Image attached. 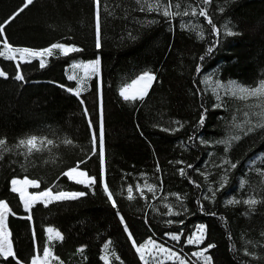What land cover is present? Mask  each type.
Here are the masks:
<instances>
[{"label":"trees","instance_id":"16d2710c","mask_svg":"<svg viewBox=\"0 0 264 264\" xmlns=\"http://www.w3.org/2000/svg\"><path fill=\"white\" fill-rule=\"evenodd\" d=\"M179 2L181 10L191 5L199 12L205 7L219 34L199 15L166 18L156 11H141L136 0H101V47L97 49L95 0H34L10 22L24 0H0L4 28L0 51L5 39L13 47L34 50L55 43L82 49L68 56L54 54L43 68L39 60L19 63L18 68L14 61L0 57L7 74L0 77V138L7 142L0 149V200L7 201L14 213L9 218L11 239L22 264H30L36 250L48 244L47 227L63 234L62 241L52 243L63 264H104L101 257L107 242H111L110 264H143L129 233L137 244L154 238L196 264L202 261L190 253L209 244L215 245L206 253L212 264H264V128L248 132L262 122L264 98L240 100V94L233 97L235 89L228 87L234 83L251 88L264 81V0ZM182 25H195V30ZM227 30L236 34L229 36ZM99 56L101 98L97 78L78 97L76 82L66 78V66ZM145 71L156 77L148 95L142 101L125 102L119 95L121 87ZM17 74L24 79L16 80ZM218 84L224 87L217 88ZM33 135L53 144L26 156L25 149L16 145ZM219 141H230L227 151ZM78 164L97 178L92 190L63 175ZM25 177L39 181L40 191L52 188L86 195L48 207L37 203L29 221L21 218L28 213L10 183ZM104 182L116 208L103 191ZM145 184L155 185V194ZM136 185L143 189V196ZM129 186L133 200L127 199ZM209 189L215 191L214 199L204 198L211 197ZM249 198L258 203L252 207L243 203ZM233 199L240 203L229 204ZM165 204L179 215H167ZM199 225L206 227L203 244L187 245L188 236ZM168 234L182 235L176 242ZM0 264L15 261L0 258ZM163 264L174 261L163 260Z\"/></svg>","mask_w":264,"mask_h":264},{"label":"snow or ice","instance_id":"6c2138e0","mask_svg":"<svg viewBox=\"0 0 264 264\" xmlns=\"http://www.w3.org/2000/svg\"><path fill=\"white\" fill-rule=\"evenodd\" d=\"M34 0H24L23 6L19 8L16 13L10 17L9 22L11 19H15V16L19 15L20 12H23L25 8H27L29 5L33 4ZM203 5H207L211 2V0H201ZM137 4L141 5V11H144L145 9L148 12L156 11L158 14H161L163 17L166 18H175L177 16H201L204 17L205 20L209 25H212V31L219 34V30L216 28V26L213 24L212 19L209 17L207 9L205 7H201L199 9V12H197V9L194 7H191L189 5L188 8H184L181 10V4L179 0H155V3L153 0H136ZM100 4L101 0H95L96 5V42L95 47L99 49L101 47V41H100ZM182 27H191L193 30H195V25L188 26V25H182ZM227 29V26H225ZM4 28L0 26V35H3ZM226 34L231 36L235 35L236 33H233L230 30L226 31ZM202 38V34H201ZM54 50H58L59 54L62 56H68L70 53L74 52H80L82 49L72 45H64L61 43H55L52 44L49 47H46L41 50H34L27 47H13L11 46L8 41L5 39L3 42V50L0 51V57H4L7 60L15 61L17 58L20 62L24 63H31L33 59L39 60V66L41 68L46 66L47 58L54 55ZM209 52L212 51L211 48L208 49ZM203 59V57H201ZM17 67L19 68V64H17ZM73 68H82L84 72V76L78 81L81 85L83 84L84 80L90 79L93 76H99L100 73V60L96 59L94 61H89L87 63H74L72 65ZM199 67L197 68V72H199ZM0 77L7 78V75L5 72L0 70ZM70 79H77L76 76H70ZM16 80H23L24 77L21 74H17L15 76ZM156 80V77L154 74L150 72H143L138 77L133 79L130 83L124 85L121 87L119 91V95L123 98L125 102H136L138 100H144V98L148 95L149 89L152 87L153 82ZM224 87L223 85H217V88ZM229 89H235L232 91L233 97L237 95V92L240 94L239 99L240 100H246L249 97H256V98H264V81H261L259 86H253L251 88L249 87H242L236 84H230ZM71 91V90H70ZM81 89H77L74 94L79 97ZM83 103V101H81ZM261 112L259 113L260 120L262 122H258L251 127L248 128V132L253 131L255 128H264V103H261ZM85 115H87V109L84 110ZM247 115V113L245 114ZM204 118L203 116L200 119V123L203 124ZM245 123L251 124L250 120H246ZM89 127H92L91 121H89ZM178 130V129H177ZM247 134V133H245ZM233 139H239V137H233ZM97 136L95 132H93L92 135V142H93V154H96L95 152V146H96ZM220 143H224L226 145L225 151L228 150L230 147V141H219ZM64 143L66 144H72L71 140H65ZM6 140L3 138H0V149H4L6 147ZM45 144L52 145L53 141L47 138H40L35 135L30 136L28 138L20 139L18 144L16 145L17 148H23L25 149V152L22 153L26 156L31 155L33 152H40L43 150V147ZM0 159H3V155L0 154ZM99 160L101 163V179L103 180V174H104V161H105V149H104V130H103V110L101 105V116H100V131H99ZM80 163H83L81 161ZM177 163H182V161H178ZM224 163L231 164L232 168H235L236 165L234 163H231L228 160H225ZM188 167H191V165H188ZM79 164L76 167H72L65 171L63 173L64 176H66L70 181H74L76 184L83 185L86 188H89L90 190L93 189V186L97 183V178L89 176L87 171L85 170H78ZM159 170V169H158ZM181 175H184V170H180ZM199 186V185H198ZM138 191H140L141 196H143V189L140 185L135 186ZM144 187L147 188L149 192H152L155 194L156 186L145 184ZM221 187H223V184H221ZM243 187V183L241 185ZM34 188L39 189L40 188V182L34 179H28L25 177L24 179H12L11 180V191L13 193H18L20 202L23 204L24 211L28 213L26 217H21L23 219H27L29 221L32 220L31 215V209L37 204H43L44 207H48L50 204L54 202H62V201H72L79 199L80 197L86 195L84 192L80 191H64L60 190L57 192H53L52 188H46L45 190L36 192V193H29L28 189ZM103 191L106 194L109 201L112 202L113 208H116V201L113 198V193L110 191L108 184L106 182L103 183ZM210 192H212L211 197H204L205 199H214L215 198V191L212 189H209ZM127 199L133 200L136 197L133 195V187L129 186L127 189ZM93 194L94 191H93ZM177 200H181V197L179 195L176 196ZM240 203L238 200H229L228 203ZM243 203L249 205L250 207L256 205L258 201L254 198H249L247 200H244ZM164 207L168 209L167 215H179L178 212H174L172 210V207L168 204H165ZM119 215V213H117ZM14 215L12 213L11 209L9 208V205L5 202L0 200V258H3V260L7 261L9 258H12V260L15 261V264H22V262L19 260V258L16 256V253L13 248V241L11 239L12 233L9 230L8 227V216ZM121 222L123 223V217H121ZM169 223H172V221H169ZM182 223V222H181ZM125 231L127 232V226L125 225ZM46 232L48 233V244L43 246L42 250L37 249V254L33 255L30 261V264H52V261H57L58 264H63V262L59 261V257L53 254V245L52 242L59 240H63L62 234L52 228L48 227L46 229ZM170 239L179 242L181 239L182 234H168ZM206 236V227L204 225H199L196 228V231L188 236L186 240L187 245H195L199 247V245L203 244L204 239ZM33 237L35 239V230L33 229ZM129 239H132L131 233H129ZM111 242H108L104 245L105 255L101 257V259L104 261V264H110L109 257H108V250L109 245ZM133 247L135 248V251L139 254V257L143 264H149V261L146 259L145 253L148 252L149 254H152V251L155 250L158 252L161 256L164 257V259L167 260H173L174 264H196L195 261L190 262L189 258L187 256H181L176 251L169 249L165 247L164 245H161L157 243L156 241L152 240L151 238L148 239L147 242L141 243L137 245V242L135 240H132ZM215 247L214 244H209L203 249H200L199 251H193L190 253L191 257H196L197 261H202V264H212V258L209 255H206V253L209 252L211 248ZM42 251V255L39 254ZM80 252H83V249H79ZM248 254L247 252L245 253ZM113 255H115L113 253ZM117 260L120 258L117 256ZM153 259L157 260V257L153 255ZM157 264H163V260H157Z\"/></svg>","mask_w":264,"mask_h":264},{"label":"rangeland","instance_id":"374dc122","mask_svg":"<svg viewBox=\"0 0 264 264\" xmlns=\"http://www.w3.org/2000/svg\"><path fill=\"white\" fill-rule=\"evenodd\" d=\"M61 44H64V43H61ZM64 45H68V46H72V44H64ZM75 46V45H74ZM77 47V46H76ZM57 53H59V51L58 50H54V54H57ZM49 58V57H48ZM47 58V59H48ZM96 59H99L100 60V73H99V76H93V77H91L90 79H86V80H84V82H83V84L81 85L78 81L84 76V72H83V69L82 68H79V69H77V68H73L72 67V65L74 64V63H87V62H89V61H94V60H96ZM96 59H93V60H87V61H73L72 63H70L68 66H66V70H65V75H66V78L68 79V80H70V81H75L76 82V84H77V88H79V89H81V90H85L86 88H89V85H90V81H91V79H93V78H97V82H98V90H99V96H100V98H101V94H102V87H103V83H102V76H101V59H100V56L99 57H97ZM33 60H38V59H33ZM32 60V61H33ZM15 62L16 63H18V62H20L19 61V59L17 58V60H15ZM48 64V60H47V63H46V65ZM0 70H2L3 72H5L3 69H2V67L0 66ZM6 73V72H5ZM7 75V74H6ZM70 76H76L77 77V79H70L69 77ZM154 83V82H153ZM150 90V89H149ZM104 149H105V145H104ZM104 175H105V167H106V163H105V161H104ZM78 170H83V169H80V168H78ZM13 179H24V178H13ZM28 179H30V178H28ZM11 183V182H10ZM40 191V189H34V188H29L28 189V192L29 193H36V192H39ZM53 192H56V191H53ZM18 194V193H17ZM19 196V195H18ZM2 201H5V200H2ZM6 203H7V201H5ZM8 204V203H7ZM9 205V204H8ZM9 208H10V206H9ZM10 216L11 215H9L8 216V227H9V230L11 231V227H10V225H9V218H10ZM48 228V227H47ZM46 228V229H47ZM52 228H54V227H52ZM54 229H56V228H54ZM56 230H58V229H56ZM61 234H62V232L60 231V230H58ZM46 235H47V237H48V233L46 232ZM62 236H63V234H62ZM152 240H154V241H156L157 243H159V244H161V245H164L165 247H167V248H169V249H172V248H170V247H168L166 244H164L163 242H160V241H158V240H156V239H154V238H151ZM132 240H134L133 238H132ZM56 241H59V240H56ZM56 241H53V242H56ZM148 241V240H147ZM146 241V242H147ZM52 242V243H53ZM108 243V242H107ZM137 245H139V244H137ZM172 250H174V249H172ZM174 251H176V250H174ZM177 252V251H176ZM177 253H179V252H177ZM53 254H54V252H53ZM41 255H42V253H41ZM55 255V254H54ZM105 255V250H104V253L102 254V256H104ZM153 255L154 256H156L157 257V260H167V259H164V257L163 256H161L158 252H156L155 250H153L152 251V254H149L148 252H146L145 253V256H146V259L149 261V264H153L152 263V261H154V263L155 264H157V260H154L153 259ZM52 264H58V262L57 261H52Z\"/></svg>","mask_w":264,"mask_h":264}]
</instances>
